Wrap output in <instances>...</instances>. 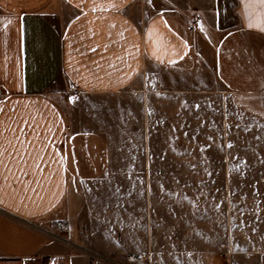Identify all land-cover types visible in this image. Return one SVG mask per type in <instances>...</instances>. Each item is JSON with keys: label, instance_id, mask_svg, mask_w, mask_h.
Instances as JSON below:
<instances>
[{"label": "crops", "instance_id": "0c3cea01", "mask_svg": "<svg viewBox=\"0 0 264 264\" xmlns=\"http://www.w3.org/2000/svg\"><path fill=\"white\" fill-rule=\"evenodd\" d=\"M200 65L233 108L264 121L260 0H0V264L175 261L177 221L157 202L154 239L152 219L129 212L138 165L113 161L107 133L73 103L143 93L162 70ZM145 161L156 188L173 183Z\"/></svg>", "mask_w": 264, "mask_h": 264}, {"label": "rangeland", "instance_id": "374dc122", "mask_svg": "<svg viewBox=\"0 0 264 264\" xmlns=\"http://www.w3.org/2000/svg\"><path fill=\"white\" fill-rule=\"evenodd\" d=\"M166 1L188 8L204 0ZM155 77L143 93L73 103L107 133L113 161L138 165L129 212L152 219L154 239L158 213L177 221L167 247L176 260L160 264H264L263 254H245L264 252V121L233 108L204 65ZM150 154L170 186L156 188L144 164Z\"/></svg>", "mask_w": 264, "mask_h": 264}, {"label": "built area", "instance_id": "2783aa9c", "mask_svg": "<svg viewBox=\"0 0 264 264\" xmlns=\"http://www.w3.org/2000/svg\"><path fill=\"white\" fill-rule=\"evenodd\" d=\"M195 20L192 22V29L194 28ZM65 228V225L61 222L51 223L50 230L61 231ZM249 258V255L246 256ZM129 264H159V260L151 252L132 254L127 256ZM233 264H238L237 262Z\"/></svg>", "mask_w": 264, "mask_h": 264}, {"label": "snow or ice", "instance_id": "6c2138e0", "mask_svg": "<svg viewBox=\"0 0 264 264\" xmlns=\"http://www.w3.org/2000/svg\"><path fill=\"white\" fill-rule=\"evenodd\" d=\"M151 2V0H149ZM261 4L264 5V0H260Z\"/></svg>", "mask_w": 264, "mask_h": 264}]
</instances>
